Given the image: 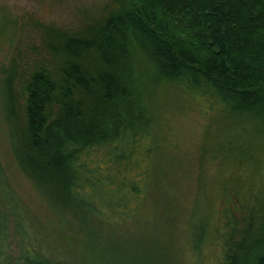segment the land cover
Returning <instances> with one entry per match:
<instances>
[{
	"label": "trees",
	"instance_id": "obj_1",
	"mask_svg": "<svg viewBox=\"0 0 264 264\" xmlns=\"http://www.w3.org/2000/svg\"><path fill=\"white\" fill-rule=\"evenodd\" d=\"M117 7L83 29L84 38L51 31L45 44L58 66L28 74L21 103L14 66L1 69L0 116L17 169L50 206L73 217L84 210L97 220L101 212L125 220L149 201L157 217L167 216L165 191H148L153 166L160 167L153 155L164 149L153 96L168 88L203 111L264 123V0H128ZM99 192L96 206L91 195ZM15 196L0 163V264H59L42 244L28 243L29 222ZM262 198L251 207L227 205L221 218L196 198L181 232L196 243L188 248L199 252L195 259L207 243L214 264H264ZM10 224L19 232L15 258L1 257Z\"/></svg>",
	"mask_w": 264,
	"mask_h": 264
},
{
	"label": "rangeland",
	"instance_id": "obj_2",
	"mask_svg": "<svg viewBox=\"0 0 264 264\" xmlns=\"http://www.w3.org/2000/svg\"><path fill=\"white\" fill-rule=\"evenodd\" d=\"M124 1L128 0H0V70L14 66L20 103L28 74L39 67L50 69L53 63L58 66L57 59L48 58L45 44L51 31L84 38L83 29L106 17ZM152 102L156 139L164 142V149L153 155L160 167L157 171L153 166L148 191L159 195L165 191V206L170 212L159 217L154 202L149 201L130 211V218L125 220L113 215L106 220L102 212L103 219L97 220L88 212L83 213L85 216L80 214L84 210L73 217L50 206L17 169L0 116V163L15 192L14 201L22 203L30 224L23 234L30 245L42 244L50 261L214 264L207 243L196 260L199 252L189 250L196 243L187 242L181 233L194 200L206 202L212 216L214 212L223 214L222 208L227 205L245 202L251 207L263 200L264 123L247 115L229 117L214 109L203 111L198 102L168 88L157 89ZM100 193L91 195L96 206ZM11 200L7 197V202ZM171 217L174 222L167 219ZM13 228L12 224L8 226L7 248L1 257L15 258L19 253V232Z\"/></svg>",
	"mask_w": 264,
	"mask_h": 264
}]
</instances>
